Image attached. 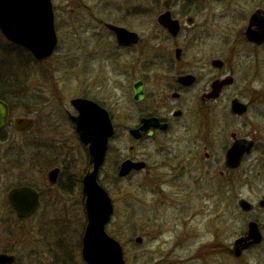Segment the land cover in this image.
<instances>
[{
    "label": "rangeland",
    "instance_id": "1",
    "mask_svg": "<svg viewBox=\"0 0 264 264\" xmlns=\"http://www.w3.org/2000/svg\"><path fill=\"white\" fill-rule=\"evenodd\" d=\"M165 1H169L175 10L190 6L200 23H214V40L203 42L207 52L220 55L240 37L247 17L260 0ZM53 2L60 34V45L54 56L34 59L23 47L7 41L0 32V92L3 91L12 111L9 125L0 131V251L7 245L14 248L20 257L15 264H88L81 251L86 208L79 199L78 188L60 189L59 195L46 201L43 217L31 222L6 218L1 206L9 184L3 161L5 150L18 151L16 155L20 153L18 149L35 151L34 146L40 141L44 153L52 151L55 156L56 147H59L62 150L58 152L59 160L64 153L73 157L70 161L76 178L84 173L87 166L85 149L67 118V110L73 111L71 98L88 89L107 100L116 116L118 136L106 162L103 181L114 203L107 230L121 241L128 264H264V211L259 207V200L264 197L262 167H257L251 175L250 187L244 189L246 198L256 205L252 211L241 209L237 198L232 201L226 174L221 173L223 148L233 132L255 138L259 148L264 149V119L261 116L249 113L245 117L227 119L230 117L228 104L233 96H240L244 101L253 100L254 106H258L259 89L264 85V49L257 58L260 67L255 70L257 76L251 78L250 90L244 88L246 56L241 52L244 56L236 61L238 84L230 88L218 104L196 111L198 116H193L190 107L185 108L180 125H174L168 133H161L145 143L150 155L158 154L157 150L165 143L176 152L185 153L191 162V169L186 171L162 167L155 174L154 183L146 188L132 175L115 181L117 161L129 153L127 129L136 123L142 106L131 101V83L136 78H149L150 75L142 69L144 55L124 57L120 64L134 63V71L128 74L115 75L113 69L106 66L97 68L105 70L101 75L97 72L84 75L85 61L90 56L88 43L84 35L71 34V25L73 27L75 23L81 27V23L101 18L133 21V27L146 39L150 36L152 22L154 26L157 23L156 13L164 6L163 2L157 1L151 9L156 0ZM129 10L135 14L130 16ZM145 46L144 41L141 48ZM92 58L98 59V54ZM250 61L256 62L252 57ZM16 116L33 117L35 123L22 132L13 124ZM259 148L252 154L251 162L263 154ZM191 149L194 150L193 158ZM155 158L154 155L151 160ZM50 163L41 167L39 176H43V180ZM11 172L15 175L26 173L17 168ZM251 220L260 223L262 241L238 257L231 248L234 249L235 239L248 231ZM13 227L19 230L17 236L3 231ZM138 237H142L141 242L137 241Z\"/></svg>",
    "mask_w": 264,
    "mask_h": 264
},
{
    "label": "flooded vegetation",
    "instance_id": "2",
    "mask_svg": "<svg viewBox=\"0 0 264 264\" xmlns=\"http://www.w3.org/2000/svg\"><path fill=\"white\" fill-rule=\"evenodd\" d=\"M157 1L159 0L153 2L149 9L153 8L154 3H157ZM161 1L164 6L158 13H156L157 23L154 26V21L152 22V27L149 28L151 31L150 36H147L146 39H144V34H141L133 27V21H109L106 20V18H101L99 21L81 23V27L74 23L75 26L72 27L71 25L72 33L70 32L72 35H84L86 42L88 43L87 49L90 56H88L85 61L83 69L84 75H89L92 72L100 74L105 70H97V68H105L106 66L112 68L115 75L120 76L122 74H128L131 71H134V63H131L130 65H122L120 62L124 60V57H133L135 54L144 55L143 71L150 75H155H149V78H136L131 83V101L135 105L142 106L137 113L136 123L127 129L129 153L123 155L117 161V176H115V181H117L121 178L132 175L137 179L139 178V184L144 185L146 188L154 183V177H156L155 174L159 172L162 167L171 171H186L187 169H191V162L187 160L185 153L182 154L181 151L176 152L174 148L165 143H162L157 150L159 151L158 154L150 155L145 149V143L150 139H154L161 133H168L174 125H180L181 118L185 115V108L190 107L191 109L188 110L194 111L193 116H198L200 110H207L212 105L218 104V102L227 95L228 90L238 84V74L236 73L238 64L236 61H238L241 56H244L241 52H245L246 56V64H244L243 69L245 70L244 74L247 80H243L244 88L250 90L251 78L257 76L255 70L257 67H260L257 58L262 55V49H264V40H254L250 38L248 34L249 29L257 33L260 31L261 27H264V0H260L257 5L254 6V10L247 17V23L245 24L240 37L237 40L232 41L230 47L226 49V52L220 55L215 54L214 52H207L204 47L208 40H211L212 38L214 40L215 38V33L213 31L214 23L198 22L197 16L195 12L190 10V6L185 10H175V7H173L169 1ZM53 6L58 43L51 56H54L60 45V34L58 23L56 21L57 11L54 2ZM167 12H169V18L170 16L171 18L160 21V16ZM256 12H259L258 14L260 18L251 22L252 16ZM134 14V12L129 10L130 16ZM171 20L177 21L173 30L170 27ZM118 28H122L125 31H121ZM7 41L9 40L7 39ZM144 41L146 42V46L141 48ZM25 50L35 59L29 50ZM94 54H98L99 58L93 59L92 57ZM250 57H252L254 61H257L251 62ZM135 61H137V59ZM98 64L99 66L96 67ZM262 72L264 73V71ZM139 86H141L142 89L139 92H136V89H138ZM259 90V102L257 107L254 106L255 103L253 100L244 101L240 96H233L228 104L230 117L227 119H232L231 117H245L249 113H254L256 116L259 115L264 119V85L261 86ZM2 92H0L2 95L0 96V99L8 104V115L7 122L0 128V131L4 130L9 125L10 119L12 118L10 103L6 100V96L3 95ZM75 98H83L94 102L99 107L105 108L109 112L114 126V134L109 139L105 161L98 173L99 183L107 188L103 181V174L105 172L104 168L106 162L109 160L110 153L114 147L113 142L118 136L116 116L113 107L108 105L107 100L93 94L91 91L88 92V89H84L80 95L74 96L70 100L74 112L67 110V118L73 124L76 132L75 134L85 149L87 166L84 173L77 175L79 177L76 178L70 161L73 157L64 153L62 159L59 160L58 158L60 157V154L58 152H62L59 147H56L57 155L55 156L51 154L52 151H50L51 153H44L40 141L36 142V146H34V148H36L34 149L35 151L18 149L20 150V153L16 155L18 151L12 152L10 149L9 151L5 150L3 154L5 160L3 161L6 166L5 171L7 170L6 172L8 173L9 184L6 196L1 201V206L4 208V216H6V218H13L15 221L19 222H31L36 220L39 216V219L42 218L44 215L43 206L46 204V201H51L54 195H59L60 189L71 191L75 187L78 188L79 199L81 200L83 207H85L87 196L84 192V178L87 173L93 170L94 163L91 160L89 145L81 140L80 134L76 128L74 118L79 116L80 112L72 103V100ZM198 98L200 100H198ZM148 100L149 103L147 102ZM236 101L241 107L235 105ZM197 103L199 105H196ZM18 117L32 119V122L26 128H18L14 122ZM34 123L35 119L29 116H16L13 119L14 126L22 132L29 130ZM133 130H135V132ZM230 137V140H228L223 148L225 154L223 159L224 166L221 173L226 174V185L230 198L233 202L235 198H237L240 206V201L242 199L248 200L244 194V189L250 187L252 179L251 175L255 174L258 166L259 168L262 167L260 172L264 173V149H260L258 140L249 135H241L233 132ZM235 146H238L239 149H244L247 146V149L239 160H231L228 156L229 151ZM258 148L259 152H262L263 154H260L258 158L251 162L252 154L255 151H258ZM42 153L44 157L43 159ZM154 155L157 156V158L152 161L151 159ZM193 157L194 150L191 149V158ZM207 157H209V153H207ZM54 158L56 162L54 161ZM130 159L135 163L134 168L128 175L121 176L119 172L122 163ZM47 162L51 163L49 165V171L44 175L43 180V176L40 177L39 172L41 171V167L46 165ZM139 163H145V165L138 167V165H140ZM14 168L22 169L26 173L21 172L19 175H15L11 172ZM52 170H57L54 180L50 178V172ZM22 187H29L34 190L36 194L34 197V201L37 200L36 206L34 210L27 215L17 214L16 208L10 199V192L13 189ZM261 199H264V197ZM255 207L256 205L254 204V207L248 211L254 210ZM259 207L264 211V207L260 205ZM85 217L87 219L86 211ZM258 224L261 229L259 222ZM3 231L8 232L7 235L12 233L13 236H17L19 230L18 228L13 227ZM248 231H245L242 235L236 238L234 249L231 248L238 257L254 245L251 244L245 248L244 244L247 242L246 240L242 241L238 245L239 247L236 248V240L241 237H247L249 233ZM8 244L11 243L9 242ZM0 254L14 256L12 262L4 264H15L20 260L18 252H15V249L8 245L5 246V249L0 251Z\"/></svg>",
    "mask_w": 264,
    "mask_h": 264
},
{
    "label": "water",
    "instance_id": "3",
    "mask_svg": "<svg viewBox=\"0 0 264 264\" xmlns=\"http://www.w3.org/2000/svg\"><path fill=\"white\" fill-rule=\"evenodd\" d=\"M258 13L253 14L251 22L260 18ZM169 15V12L162 14L160 21L170 19ZM175 24L177 21L171 20L172 30ZM118 29L125 31L122 28ZM0 30L9 41L27 48L37 59L48 58L53 54L58 43L52 0H0ZM248 34L254 40H264V27H261L257 33L249 29ZM141 89L142 87L139 86L136 92ZM72 103L80 112V115L74 118L77 131L81 140L89 145L91 160L94 163L93 170L84 178L87 224L83 235L82 255L88 264H128L122 243L107 231V224L114 212V203L108 190L98 181V173L105 161L109 139L114 134V126L105 108L83 98H75ZM235 103L236 106H240L237 101ZM7 115L8 104L0 99V128L6 124ZM14 122L18 128H26L31 124L32 119L18 117ZM246 149L247 146L244 149L235 146L229 151L228 156L231 160H239ZM139 164L138 167L145 165V163ZM134 166L135 163L131 159L124 161L119 174L128 175ZM56 173L57 170L50 172L52 180L55 179ZM35 196V191L29 187L13 189L10 192V199L17 214H30L37 203V200L34 201ZM259 205L264 207V199L259 201ZM240 206L248 211L254 207V204L242 199ZM248 232L247 237L236 240V248L242 241L247 240L244 244L245 248L262 241L263 234L257 221L249 222ZM137 241L141 242L142 237H138ZM13 260L14 256L0 254V264Z\"/></svg>",
    "mask_w": 264,
    "mask_h": 264
},
{
    "label": "trees",
    "instance_id": "4",
    "mask_svg": "<svg viewBox=\"0 0 264 264\" xmlns=\"http://www.w3.org/2000/svg\"><path fill=\"white\" fill-rule=\"evenodd\" d=\"M1 74H2V72H1ZM0 96H2L1 94H0ZM4 97V96H3Z\"/></svg>",
    "mask_w": 264,
    "mask_h": 264
}]
</instances>
